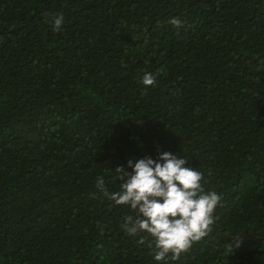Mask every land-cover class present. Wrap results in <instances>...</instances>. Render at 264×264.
Instances as JSON below:
<instances>
[{"label": "trees", "instance_id": "obj_1", "mask_svg": "<svg viewBox=\"0 0 264 264\" xmlns=\"http://www.w3.org/2000/svg\"><path fill=\"white\" fill-rule=\"evenodd\" d=\"M161 152L222 199L157 262L96 181ZM0 264H264V0H0Z\"/></svg>", "mask_w": 264, "mask_h": 264}, {"label": "clouds", "instance_id": "obj_2", "mask_svg": "<svg viewBox=\"0 0 264 264\" xmlns=\"http://www.w3.org/2000/svg\"><path fill=\"white\" fill-rule=\"evenodd\" d=\"M45 22L51 23L53 30L61 31L64 23L62 14H47ZM169 23L180 28L182 22L178 17ZM163 73V69L159 70ZM157 76L146 73L141 83L154 86ZM188 159L161 152L158 159L146 156L142 159L128 160V172L124 166L115 168L113 181H125L120 190L109 193L104 177H98L96 187L115 205L130 206L133 215L124 216L123 229L130 236L147 233L153 239L147 246L155 248L154 260L175 261L187 253L194 244L201 242L211 231V226L218 217L213 213L221 203V195L215 191L205 192L202 187V174L186 167ZM140 244H145L143 236ZM242 237L236 236L225 246L224 254L229 256L239 248Z\"/></svg>", "mask_w": 264, "mask_h": 264}]
</instances>
